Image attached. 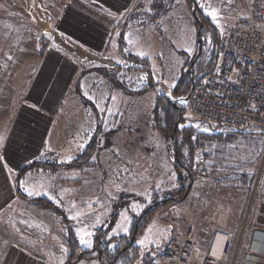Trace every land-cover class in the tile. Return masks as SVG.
Instances as JSON below:
<instances>
[{"label": "crops", "instance_id": "obj_1", "mask_svg": "<svg viewBox=\"0 0 264 264\" xmlns=\"http://www.w3.org/2000/svg\"><path fill=\"white\" fill-rule=\"evenodd\" d=\"M53 1L52 10L46 12L41 9V18H52L43 30V54L2 135L0 252H5V255L0 259V264H66L70 254L68 241L71 230L79 242L76 230L87 226L93 233L92 245L86 247L79 242V246L82 249H92L97 230L108 228L106 225L93 226L91 218L79 219V222L72 220L70 210L77 207L87 211L91 200L100 194H105L108 199L110 191L118 195L128 193L142 198L139 192L128 189L131 178L127 170L119 167L118 161L129 159L130 152L127 149L129 153H125L115 137L119 128H110L112 130L106 132L103 114L125 113L135 106L140 107L137 105L139 103L145 107L141 110L151 115L158 97L166 96L172 100L180 97L175 94L180 90L181 80L193 82L211 69L216 60L215 43L208 56L206 38L212 36L198 25L193 12L195 5L197 11L199 9L208 17L218 30L233 12L249 16L252 5V0H194L193 3L191 0ZM201 4L205 7H201ZM209 7L217 10L219 23L207 15L205 8ZM109 12L116 15H109ZM121 39L124 41L122 46ZM130 40L132 43H129ZM140 52L145 55H139ZM95 67H120L119 83L122 84H115L97 72L89 73L81 82L83 95L96 105L102 119L99 143L87 158L92 160L95 155L101 159L103 168L100 178L97 182L92 177L90 179L87 166L72 169L40 168L27 172L22 178L21 181L25 184L21 189L28 199L22 197L17 193L16 177L24 165L34 160L53 162L52 159H55L54 162L65 163L61 160L69 161L68 157L72 158V162L79 158L83 150H87L93 137L88 139L89 134H95L98 120L93 109L85 106L78 97L75 86L77 77L83 70ZM168 92L172 93L171 97ZM34 104L36 108L32 107ZM87 110L92 111V117L86 118L83 115ZM94 118L96 124L93 122ZM152 127L154 128L153 124ZM102 135L110 138L100 148ZM62 173L70 174L73 178L85 176V185L78 186V180L64 183L66 176L63 177ZM24 187H35L41 193L46 190L48 194L29 197ZM53 196L59 203L51 199ZM38 198L48 199L63 209L70 223H66L52 209L30 201ZM114 199L117 200V196ZM126 200L131 203L135 199L129 197ZM128 206L130 204L122 209ZM213 208L220 211L217 205H213ZM263 209L256 210L253 220L249 216L251 226L264 228ZM233 210L227 220L221 213L218 218L221 221L218 220V223L223 231L238 235L243 229L247 214ZM120 217L121 212L116 225L102 239L103 244L130 233L132 226L127 234H111ZM146 230L133 242L139 248L140 255L144 247L138 241L146 234ZM210 234L209 229L195 230V236L200 239ZM261 240L262 237L256 235L253 245L260 246ZM251 241L252 236L249 245ZM77 264L100 262L97 258H89L82 259Z\"/></svg>", "mask_w": 264, "mask_h": 264}, {"label": "rangeland", "instance_id": "obj_2", "mask_svg": "<svg viewBox=\"0 0 264 264\" xmlns=\"http://www.w3.org/2000/svg\"><path fill=\"white\" fill-rule=\"evenodd\" d=\"M53 5V0H0V138L11 120L15 105L24 96L42 55L43 30L45 24L52 18H41V9L48 12L53 9ZM206 39L207 55L210 56L214 41L211 37ZM137 105L140 107L135 106L125 113L103 114L106 132L119 128L115 137L125 153L130 152L129 159L118 161L119 167L127 170L131 178V186L128 189L139 192L142 197L140 201L132 200L130 206L119 211L122 217L118 225L129 230L135 217L141 215L144 209L156 200L161 202V200L180 199L178 193L181 188L175 170V151L172 141H166L162 134L152 127L150 113L141 110L145 108L144 105L139 103ZM83 115L86 118L92 117V111L87 110ZM185 116L186 125L195 130L196 134L203 133L210 137L208 146L199 148L195 156V159L202 155L206 158L208 172L202 178L194 176L190 183L191 191L182 201L175 200L156 212L146 234L142 237L144 239L147 236L156 242L148 244L147 247L140 244L144 247L142 255L145 251L166 247L173 238L180 236L183 226L191 221L197 225V229L203 228L201 222L204 224L216 222L219 225L218 220L219 222L221 220L218 218L221 213L227 220V217L233 214V209L251 216L253 220L256 210L264 208V127L236 133L191 118L186 112ZM93 122L96 124V118ZM204 128L209 130L204 131ZM93 135L94 133L89 134L88 139ZM109 138L108 135L101 136L100 148ZM84 152L83 150L81 157L76 160H82ZM87 160L91 163L86 167L92 175L89 178L92 177L97 182L102 173V161L95 155L92 160L91 158ZM52 161L54 162L55 159ZM61 162L71 161L62 159ZM62 176H66L64 183L78 180V186L85 185L83 175L73 178L70 174L62 173ZM109 193L108 199L105 194H100L91 200L87 211L74 207L70 210L71 215L79 212L82 214L79 219L91 218L93 226L108 227L107 221L114 212L112 208L114 196L120 198L116 193L111 191ZM213 205L230 207L216 211ZM174 213L182 216L181 228H176L170 223V217ZM125 216L128 217L127 222L124 220ZM149 228L153 229L151 233L148 231ZM118 232L125 233L116 226L111 234ZM165 232L166 235L161 236V233ZM239 235L243 236V241L236 264H255L256 259L251 258L248 252L252 228L249 227L245 231L242 229ZM115 246L116 242H111L109 245L112 249ZM4 255L5 252H0V259Z\"/></svg>", "mask_w": 264, "mask_h": 264}, {"label": "built area", "instance_id": "obj_3", "mask_svg": "<svg viewBox=\"0 0 264 264\" xmlns=\"http://www.w3.org/2000/svg\"><path fill=\"white\" fill-rule=\"evenodd\" d=\"M217 54L215 66L197 80L190 100L177 98L178 105L189 117L232 132L263 128L264 0H252L249 16H241L239 12L231 14L219 30ZM193 167L194 176L202 178L208 172L203 155L196 157ZM219 208L226 210L228 207ZM182 221L179 214L170 217V223L176 228L183 226ZM200 225L211 234L197 238V225L189 222L183 226L180 236L173 238L166 247L151 251L152 264H236L243 236L228 234L216 222H201ZM249 227L252 228V241L248 252L256 259L255 264H264V228L251 226L247 216L243 230ZM256 235L262 237L258 247L253 245ZM142 262L141 254L135 264Z\"/></svg>", "mask_w": 264, "mask_h": 264}, {"label": "trees", "instance_id": "obj_4", "mask_svg": "<svg viewBox=\"0 0 264 264\" xmlns=\"http://www.w3.org/2000/svg\"><path fill=\"white\" fill-rule=\"evenodd\" d=\"M191 2L193 3L194 0H191ZM195 17L197 19L198 25L200 27H203L205 32H209L211 34L215 43L216 60L211 65L212 69L215 66L218 58L217 45L219 41V30L208 17H205V15L199 11V9ZM43 42L44 38H41V46H43ZM123 44L124 41L123 39H121V46ZM41 49L44 51V46ZM43 51L41 52V54H43ZM120 71V67L114 69L95 67L85 69L78 75L75 86L76 93L85 106L93 109L98 120L97 130L91 138V141L89 142L88 148L84 153V158L82 160H74L70 163H58L43 160H34L32 162L27 163L22 168H20L17 173L16 189L19 195L28 199L26 195L22 192L20 182L24 175L29 171H34L40 168L72 169L82 168L91 165L87 158L94 151V149L99 143V134L102 129V119L96 105L83 95L81 89V82L82 79L89 73L97 72L105 77H108L113 83L122 85L121 83H119ZM179 88L180 90L176 91L175 96H187L191 92L192 81L190 82L186 80H181L179 82ZM151 121L154 128L162 134L166 141H172L175 152V140L178 141L179 160L177 159L175 153V170L179 176L178 185H180L181 187L178 193L180 199L161 200V202L156 200L155 203L148 205L141 215L135 217V220L131 227V231L128 235L110 239L106 244H103L102 239L106 237V232L112 229L118 221L119 211L122 209V207L130 204V202H128V200L126 199L132 197V199L135 200H142V198H139L137 196H132L128 193H122L120 195V198L115 200L113 208L114 212L110 217L109 226L107 230H105L104 228H100L97 230L95 237V245L92 249H82L79 246V242L75 236V233L73 232V230L70 231L68 241V248L70 254L66 264H77L82 259L89 258H97L100 264H135V261L140 255V250L132 243V240L136 242L144 234L148 224L155 217L156 212L158 210H160L161 208H165L175 200L182 201L190 193V183L193 179L192 176L194 175L193 166L196 152L199 148H206L208 146L210 142V137L203 133L196 134L195 130L188 127L186 125L187 118L185 116V110L183 109L182 111H180L179 107L175 105V101L166 96L158 97L157 103L151 113ZM181 125H183V127H180ZM30 201L35 204H39L46 208L52 209L57 214L61 215L66 223H70V220L66 215L65 211L54 205L48 199L38 198L30 199ZM113 241L117 243V246L114 249H111L109 245ZM150 252L151 251H145V253L143 254V264H152Z\"/></svg>", "mask_w": 264, "mask_h": 264}, {"label": "snow or ice", "instance_id": "obj_5", "mask_svg": "<svg viewBox=\"0 0 264 264\" xmlns=\"http://www.w3.org/2000/svg\"><path fill=\"white\" fill-rule=\"evenodd\" d=\"M200 6L201 7H205L204 4H201ZM205 11H206L207 15H209L212 18L213 21L219 23L218 12H217L216 9H212V8L209 7V8H205ZM109 15L115 16L116 13L109 12ZM129 43H132V41L130 40ZM139 55L143 56V55H145V53L144 52H140ZM168 95L171 97L172 93L168 92ZM180 102L181 103H185V101H183V100H181ZM32 107L36 108L37 106L34 104V105H32ZM180 127H183V125H181ZM197 127H199V125H197ZM203 130L204 131H208L209 129L208 128H204ZM2 143H3V140H2V138H0V146H2ZM71 159H72L71 157H68L69 161ZM2 161H3V157L0 156V162H2ZM9 172H11V169H9ZM20 183H21V186H23L25 184L24 181H21ZM41 187H43V185H41ZM24 191L29 197H31L33 195H41V194L47 195L48 194L46 190H45L44 193H41L40 191L36 190L35 187H33L32 189H30L29 187H24ZM51 199H53L56 203H59V201L56 200L55 196L51 197ZM134 207H135V205H134ZM81 215H82L81 213L77 212L75 215H72L70 218L72 220H77L79 222V217ZM124 220H125V222H127L128 221V217L125 216ZM99 222L100 221H97V223H99ZM117 228H119L120 230H122L125 233H127L128 230H129L127 227H122L121 225H117ZM76 231H77V235L79 237L80 244L84 245L86 247H90L92 245L91 237L93 236V233L88 230L87 226L77 228ZM148 231L151 233L153 231V229L149 228ZM163 235H166V232L165 233H161V236H163ZM155 242L156 241L150 240L149 237H147V236L144 239L138 241V243H140L141 245H143L145 247H147L148 244L155 243ZM64 251L66 252L67 249H64ZM213 255H216V253L213 252Z\"/></svg>", "mask_w": 264, "mask_h": 264}, {"label": "water", "instance_id": "obj_6", "mask_svg": "<svg viewBox=\"0 0 264 264\" xmlns=\"http://www.w3.org/2000/svg\"><path fill=\"white\" fill-rule=\"evenodd\" d=\"M193 12H194L195 15H197V6H196V5H195L194 8H193ZM197 80H198V79H196V80H194V81L192 82V88H194V86H195ZM192 88H191V89H192ZM190 97H191V95H190V93H189L187 96L182 97L181 99H184L185 101H189V100H190ZM175 105L179 107L180 111L183 110V108L177 104V101H175ZM175 149H176V152H175V153H176V157H177V159L179 160L178 141H177V140H175ZM192 177L194 178V175H193ZM133 242H134V240H132V243H133Z\"/></svg>", "mask_w": 264, "mask_h": 264}, {"label": "bare ground", "instance_id": "obj_7", "mask_svg": "<svg viewBox=\"0 0 264 264\" xmlns=\"http://www.w3.org/2000/svg\"><path fill=\"white\" fill-rule=\"evenodd\" d=\"M253 197H255V194H254V196H253ZM223 239H224V238H223ZM224 240H225V239H224ZM224 240H223V241H224ZM219 241H220V240L218 239V243H219Z\"/></svg>", "mask_w": 264, "mask_h": 264}]
</instances>
